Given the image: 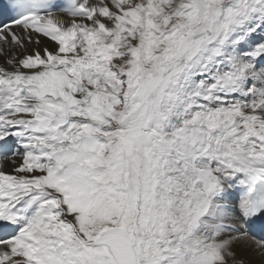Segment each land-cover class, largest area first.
Returning <instances> with one entry per match:
<instances>
[{"label": "snow or ice", "instance_id": "1", "mask_svg": "<svg viewBox=\"0 0 264 264\" xmlns=\"http://www.w3.org/2000/svg\"><path fill=\"white\" fill-rule=\"evenodd\" d=\"M0 264H264V0H0Z\"/></svg>", "mask_w": 264, "mask_h": 264}, {"label": "bare ground", "instance_id": "2", "mask_svg": "<svg viewBox=\"0 0 264 264\" xmlns=\"http://www.w3.org/2000/svg\"><path fill=\"white\" fill-rule=\"evenodd\" d=\"M12 167L13 166L11 164H8L6 170L11 171Z\"/></svg>", "mask_w": 264, "mask_h": 264}]
</instances>
